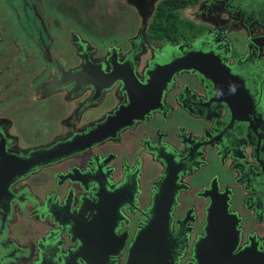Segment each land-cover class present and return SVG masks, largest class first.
Here are the masks:
<instances>
[{
  "label": "flooded vegetation",
  "instance_id": "obj_1",
  "mask_svg": "<svg viewBox=\"0 0 264 264\" xmlns=\"http://www.w3.org/2000/svg\"><path fill=\"white\" fill-rule=\"evenodd\" d=\"M166 1H120V4L115 5L119 8L113 7L118 16L114 21L113 18L107 21L105 27L111 29L101 31V28L100 31L104 34L98 33L94 39L86 25L81 22L72 25L49 0H0V133L7 136L6 151L3 149L0 153L7 157V164L16 160L8 155L9 149L18 151L19 154L35 150L32 156L34 159L30 163L33 165L35 161L45 158L42 152L54 140H62L73 131L84 130L95 124L96 120L108 116L117 104L126 100L125 95L116 96V91L122 84L118 76H123L132 87L134 99L145 104L144 99L151 95L143 85L144 70L148 67L145 66L146 61L159 51L169 53L170 49L178 45L186 49L194 41L180 33L182 40L173 41L174 34L167 35L168 32L163 33L166 38L164 40L158 31L151 30L152 24L158 19L157 10ZM179 1H186L184 6L178 8L182 18L201 27L199 32H194V37L215 26L225 29L227 45L224 50L233 52L229 63L241 58L239 69L247 85L262 83L260 107L263 111L262 118L256 119L252 124L259 131L262 129L259 138L253 132L250 137H234L236 157L229 154L223 157L208 144L202 146L204 141H201L197 147L202 146L206 150L203 161H194L190 170L179 172V176L176 175L178 165L170 161L172 170L167 182L163 179L166 176V165L156 156L154 149L158 150L163 144L180 145L179 139L182 137L188 140L195 138V134H190L188 129L179 128L181 124L191 123L195 118L193 112L187 110L192 101L206 97L205 89L195 84L194 76L184 74L181 79L190 84L185 95H182V102L177 100L175 90H170L168 96L172 105L168 112H155L149 120H146L147 117L135 120L115 138L103 141V152L112 171L109 176L101 175V178H106V182L103 184L104 180L101 179L100 193L110 194L111 191L108 192L107 189L108 178L115 188L121 185L118 188L122 191V197L112 203L119 216L117 228L120 232L128 230L131 239L135 230L146 220L143 214L149 209L155 194L158 193V198L164 196L165 204L170 201L169 231L174 250L172 262L183 264L192 259L193 245L204 232L206 209L211 197L205 189L214 178L221 190L226 186L232 190L230 211L237 213L240 218L242 242H248L250 237L256 243L264 239V65L258 63L259 59H264V3L261 0ZM121 16L123 20H131L130 29L126 34L112 37L111 31L114 26L118 27L116 23L120 24L118 19ZM61 34H67L62 40L64 42L70 39V47L60 46ZM99 39L100 42L97 43ZM250 39L263 45L255 54L250 51ZM228 40L234 42V48ZM111 62L115 66H111ZM72 81L77 84L70 83ZM64 82L67 83L63 84ZM107 84L111 87L106 89L104 85ZM79 85L82 87L77 89ZM151 90L155 91L154 88ZM53 95H58L54 99L59 100L60 95L65 97L63 104L68 106L66 112L71 115L70 122L75 120V127L65 126L60 129V114L55 117V111L48 108L49 99H45ZM28 110H33L34 114L27 119L25 112ZM221 112L220 109L219 113ZM253 117L254 114L250 115L251 119ZM24 122L31 124L29 129L36 131L27 143L28 147L24 143L26 141L20 142L21 135L16 133V130L25 128ZM233 131L236 134V130ZM124 139L127 143L122 147ZM94 152L95 149L89 150L81 158L88 160ZM236 158L244 165L235 166ZM84 162L86 160L81 159V165H85ZM241 169L244 173L240 172ZM218 170L227 174L224 176ZM45 171L42 165L34 168L15 186L12 183L9 189L8 184L12 178H7L8 183L0 201V204L3 203V207L0 206V264H35L40 258L38 247L33 252L30 246L25 247L20 241L7 240L4 236L8 233L10 218L15 212L29 209L30 217H40V206L44 199L41 192L34 190L30 181L39 179ZM142 174L148 179V183L145 187L139 183L141 190L137 192L135 183ZM14 188L25 192L19 200L11 193ZM33 190L36 192H32ZM137 193H141L142 198H137ZM69 201L71 207L66 211H77L75 195ZM91 205L87 203L85 207L90 208L88 206ZM41 221L46 222L45 228L39 225L35 232L40 233L42 240L37 237V241L46 246L48 256L55 257L74 246L76 242L71 241L65 230H58V225L49 219ZM33 222L35 221H30ZM60 236L63 241L64 236H67L68 241L61 248L57 246ZM125 257L126 251H123L119 256L120 263L124 262Z\"/></svg>",
  "mask_w": 264,
  "mask_h": 264
},
{
  "label": "water",
  "instance_id": "obj_2",
  "mask_svg": "<svg viewBox=\"0 0 264 264\" xmlns=\"http://www.w3.org/2000/svg\"><path fill=\"white\" fill-rule=\"evenodd\" d=\"M261 1L264 3V0ZM225 36V29L215 26L212 30L200 33L186 49L178 45L170 49L169 53L159 51L148 59L143 85L151 95L144 99L145 104L134 99L132 87L123 76H118L122 84L116 96L125 95L126 100L117 104L108 116L96 120L95 124L51 142L42 152L45 158L35 161L33 165L30 163L35 150L21 154L7 150L9 156L16 158L10 164L6 162L7 157L0 153V197L8 183L7 178H12L9 189L12 183L15 186L32 169L42 165L50 176L43 179L45 187L41 193L44 203L40 206V218L51 220L58 225V230H65L71 241L76 242L73 247H68L55 257L48 256L47 248L41 243L40 258L35 264H178L172 262L174 250L169 231L170 201L165 204L164 196L158 198V193L155 194L149 209L143 214L146 220L135 230L131 239L128 230L120 232L117 228L119 216L112 203L122 197L119 189L121 185L115 188L108 178L107 189L111 191L110 194L100 193L101 179L104 180L103 184L106 182V178H101V175L109 176L112 171L103 152V141L115 138L135 120L144 117L149 120L155 112H168L172 105L168 96L170 90H175L177 100L182 102V95H185L190 85L181 80L184 74L194 76L195 84L205 89L206 97L192 101L187 110L193 112L195 118L191 123L179 127L188 129L190 134L194 133L195 138L188 140L182 137L179 139L180 145L163 144L160 151L154 149L156 156L166 165L165 182L172 170L170 161L178 165L176 175L179 176L186 169L190 170L196 161H203L206 150L202 146L205 144L217 149L223 157L227 154L236 157L234 137H250L253 132L259 138L262 129L259 131L252 124L263 115L260 107L262 83L247 85L239 69L241 58L229 63L233 52L224 50L227 45ZM230 44L234 48V42ZM262 47L261 43L250 39L249 48L253 54ZM258 63L264 65V59H259ZM111 64L115 66L113 62ZM73 82L76 83H70ZM80 87L82 85L77 89ZM104 87L107 89L111 85ZM253 114L251 119L250 115ZM6 137L3 132L0 133V151H6ZM201 141H204L202 146L197 147ZM92 149L95 152L90 159L81 158L82 154ZM81 159L86 160L85 165H81ZM235 161V166L244 165L237 158ZM240 172L244 173V170ZM215 180L205 189L211 197L206 209L204 232L193 245L192 259L183 264H264V239L256 243L250 237L248 242H242L240 218L237 213L230 211L232 190L228 186L221 190ZM11 193L19 200L25 192L14 188ZM74 195L77 211L67 212L71 207L69 198ZM87 203L92 204L88 206L90 208L85 207ZM123 251H126V257L120 263L119 256Z\"/></svg>",
  "mask_w": 264,
  "mask_h": 264
},
{
  "label": "rangeland",
  "instance_id": "obj_3",
  "mask_svg": "<svg viewBox=\"0 0 264 264\" xmlns=\"http://www.w3.org/2000/svg\"><path fill=\"white\" fill-rule=\"evenodd\" d=\"M120 1H122V0H49L50 3H53L55 5L54 8H57L60 11V14L62 16H64V18L66 20H68L72 25H76V22H81V24L86 25L88 28L89 34L94 39L97 38L98 33L100 35L104 34L101 31H109L111 29V28H105V27L107 25V21H110L112 18H113L112 21H114L115 18L118 16V14L113 9V7L115 9H116V7L119 8V6H115V5L120 4ZM124 15H127V13ZM131 15L132 14H130V17H131ZM177 18H178V20H177L178 24L180 22V19H183L184 22L186 23L187 27L189 26L187 29H181V27H180L177 30V33L187 35L189 37V40H191V39L194 40V38H195L194 32L197 30L200 31L201 27H198L195 22L191 23L190 21L182 18V15L179 12L177 14ZM118 20H119L120 24L116 23V25L118 27L114 26L113 30L111 31L112 37H115L116 35L121 34V33L126 34L130 29L131 20L129 18H126L123 20V18L121 16ZM159 22H160V20H159ZM164 22H165V20H164ZM101 28H102V30L100 31ZM158 32L160 34L159 36L162 39H164L165 36L163 35V33L165 34V29L163 28V26L158 27ZM167 35H172V34L169 33ZM66 36H67V34H63V35L61 34L60 35V46L65 47V48L71 46L70 45V39L64 40V42H63L62 39ZM100 39L106 40V38H100ZM100 39L97 40V43L100 42ZM180 40H182V38H180ZM72 42H73V39H71V43ZM60 50L63 51L62 49H60ZM58 97H59L58 95H53V96H48L45 98L46 101L49 99L47 102L48 108L51 111H55L54 112L56 114L55 117H58V115L60 114V129L61 130L65 126L75 127V125H76L75 120H71V122H70L71 115H69L66 112V110L68 109V106H65L63 104V99L65 97L60 95V100L54 99V98H58ZM56 106H57V108H55ZM17 110H16V112H17ZM33 114H34L33 110H28L25 112L27 119L31 118L33 116ZM9 115H10V113H9ZM55 117H52V118H55ZM51 122H53V121L51 120ZM23 126L25 128H23V130H16V133L21 135L20 136V142L22 140H24V141H26L24 143L27 144V143H29V140L34 136L36 131L29 129V127H31V124H29V123L24 122ZM44 131L46 133L49 132L48 130H43V132ZM47 138L48 137H46V139ZM125 140L126 139H124L121 143L122 147L124 146V144L127 143ZM27 147H28V144H27ZM213 166L216 167V165H213ZM218 171L221 172L222 175H224V176H225V174H227V173H224L223 171H220V170H218ZM49 176H50L49 171H45L44 175L41 176L39 179H36V178L32 179L30 181V183L33 185L34 190L42 192V190L45 187L43 185L44 181H43L42 177L48 178ZM144 176L145 175L142 174L141 178L138 179L135 183V187H136L137 192L139 190H141L139 183L143 187H145L148 183V179ZM30 187H31V185H30ZM34 190L32 192H36ZM136 197L142 198V194L137 193ZM31 220H34L35 222L30 223ZM10 221H11V223H10V226L8 228V233L6 234V236H4V237H6L7 240L20 241L22 244L25 245V247L30 246L33 249V252L35 251L36 247H38V250H40L41 243L40 244L38 243L37 237H40L41 240H42V237H41L39 232H35V231L39 228V225H42L44 227V225L46 223L45 221L42 222L41 218L39 216L35 217V215H33L32 217H30L29 209H26V210L20 211V212H15L13 214L12 218H10ZM66 237L64 236V241H63V237L60 236V242L59 241L57 242V244H58L57 246H59L61 248L63 245L67 244L68 241H67ZM45 248H46V246H45Z\"/></svg>",
  "mask_w": 264,
  "mask_h": 264
},
{
  "label": "trees",
  "instance_id": "obj_4",
  "mask_svg": "<svg viewBox=\"0 0 264 264\" xmlns=\"http://www.w3.org/2000/svg\"><path fill=\"white\" fill-rule=\"evenodd\" d=\"M185 4H186V1L181 2L179 0H167L160 7V9L157 10L158 19L152 24L151 30L153 32H156V31H158V27L163 26V28L165 29V32H168V34L171 33L172 35L174 34V37H172L173 41H176V42L180 41V35L177 33V30L180 27H181V29H187L189 27V26L187 27V25L183 19H180L179 24L177 23L178 8L184 6ZM160 14L162 16L161 20H160ZM159 20H160V22H159ZM164 20H165V22H164ZM197 31H195V32H197ZM164 40H166V38H164Z\"/></svg>",
  "mask_w": 264,
  "mask_h": 264
}]
</instances>
